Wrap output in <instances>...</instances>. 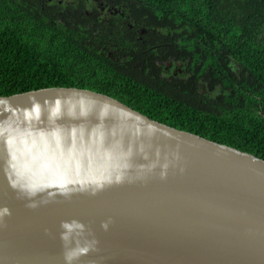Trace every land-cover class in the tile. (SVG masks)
Instances as JSON below:
<instances>
[{
    "label": "water",
    "instance_id": "obj_1",
    "mask_svg": "<svg viewBox=\"0 0 264 264\" xmlns=\"http://www.w3.org/2000/svg\"><path fill=\"white\" fill-rule=\"evenodd\" d=\"M0 264H264V159L90 89L0 96Z\"/></svg>",
    "mask_w": 264,
    "mask_h": 264
},
{
    "label": "trees",
    "instance_id": "obj_2",
    "mask_svg": "<svg viewBox=\"0 0 264 264\" xmlns=\"http://www.w3.org/2000/svg\"><path fill=\"white\" fill-rule=\"evenodd\" d=\"M103 1L121 10L93 23L0 0V96L90 89L264 159V0ZM170 57L186 72L164 76Z\"/></svg>",
    "mask_w": 264,
    "mask_h": 264
},
{
    "label": "flooded vegetation",
    "instance_id": "obj_3",
    "mask_svg": "<svg viewBox=\"0 0 264 264\" xmlns=\"http://www.w3.org/2000/svg\"><path fill=\"white\" fill-rule=\"evenodd\" d=\"M31 1V0H27ZM36 4H40L42 7L48 9L57 10L60 12H72L74 6L78 8L80 14H84V17L89 18L90 20L95 19L93 23L104 22L110 19V16H116L117 12H120V8L114 4L103 1V0H32ZM158 63V62H156ZM185 63H180L178 59L170 57L166 62H164L165 71L163 75L169 78L173 75H182L183 72H186L184 69ZM166 74V75H165ZM202 91H205L202 86Z\"/></svg>",
    "mask_w": 264,
    "mask_h": 264
},
{
    "label": "clouds",
    "instance_id": "obj_4",
    "mask_svg": "<svg viewBox=\"0 0 264 264\" xmlns=\"http://www.w3.org/2000/svg\"><path fill=\"white\" fill-rule=\"evenodd\" d=\"M105 227H107V225H105ZM81 251H85V252H86V251H87V249H82Z\"/></svg>",
    "mask_w": 264,
    "mask_h": 264
}]
</instances>
